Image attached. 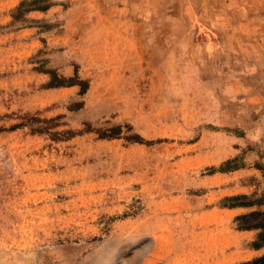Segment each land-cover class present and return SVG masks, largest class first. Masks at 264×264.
Segmentation results:
<instances>
[{
	"label": "rangeland",
	"instance_id": "1",
	"mask_svg": "<svg viewBox=\"0 0 264 264\" xmlns=\"http://www.w3.org/2000/svg\"><path fill=\"white\" fill-rule=\"evenodd\" d=\"M21 1L0 0V264L264 254L249 209L221 207L264 192V0H27L44 9L12 20Z\"/></svg>",
	"mask_w": 264,
	"mask_h": 264
},
{
	"label": "trees",
	"instance_id": "2",
	"mask_svg": "<svg viewBox=\"0 0 264 264\" xmlns=\"http://www.w3.org/2000/svg\"><path fill=\"white\" fill-rule=\"evenodd\" d=\"M39 1H30L22 0L18 6L13 10L11 13V19L17 20L19 16L22 14H25L30 11L35 10H42L44 7L36 6L35 3H38ZM49 75V81L47 83V88H56V87H71V86H77L79 88V92L82 93L84 91L83 83L73 79H57L55 76L48 72ZM77 108L80 107V103L75 104ZM53 119L43 120L44 123H49ZM15 126H13L14 128ZM49 128L44 126L42 129H36V131H47ZM110 134H108L106 137H112L115 135H118L119 128H112L110 129ZM128 140L138 143V144H146L148 142H144L141 138H139L137 135H130L126 137ZM263 181H264V172H263ZM224 201H227L228 203H225L221 205L222 208H243V209H249L248 212L240 214L235 217L234 221L236 222V229L240 231H255V235L253 240L250 243V248L254 251L260 250L264 248V192L260 194L258 197L250 199L246 195H235L230 196L227 198H224ZM239 264H264V254L250 260L247 262H242Z\"/></svg>",
	"mask_w": 264,
	"mask_h": 264
}]
</instances>
